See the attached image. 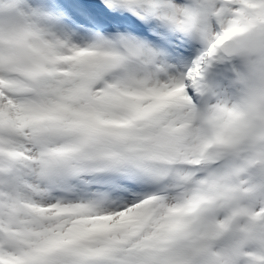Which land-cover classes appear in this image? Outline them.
I'll return each instance as SVG.
<instances>
[{
    "label": "snow or ice",
    "instance_id": "6c2138e0",
    "mask_svg": "<svg viewBox=\"0 0 264 264\" xmlns=\"http://www.w3.org/2000/svg\"><path fill=\"white\" fill-rule=\"evenodd\" d=\"M0 264H264V0H0Z\"/></svg>",
    "mask_w": 264,
    "mask_h": 264
},
{
    "label": "clouds",
    "instance_id": "9594fccd",
    "mask_svg": "<svg viewBox=\"0 0 264 264\" xmlns=\"http://www.w3.org/2000/svg\"><path fill=\"white\" fill-rule=\"evenodd\" d=\"M249 73H248V70H247V68H245V75H248ZM245 87H247V86H245Z\"/></svg>",
    "mask_w": 264,
    "mask_h": 264
}]
</instances>
